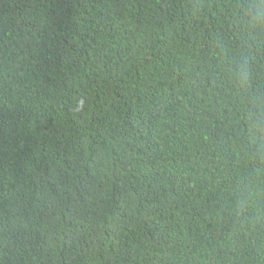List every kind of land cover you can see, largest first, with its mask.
I'll use <instances>...</instances> for the list:
<instances>
[{"label":"trees","instance_id":"obj_1","mask_svg":"<svg viewBox=\"0 0 264 264\" xmlns=\"http://www.w3.org/2000/svg\"><path fill=\"white\" fill-rule=\"evenodd\" d=\"M0 264H264V0H0Z\"/></svg>","mask_w":264,"mask_h":264}]
</instances>
